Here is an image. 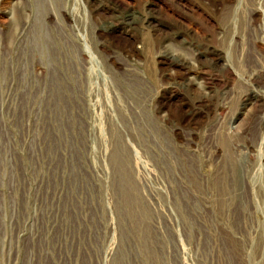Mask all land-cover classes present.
Segmentation results:
<instances>
[{
    "label": "rangeland",
    "instance_id": "rangeland-1",
    "mask_svg": "<svg viewBox=\"0 0 264 264\" xmlns=\"http://www.w3.org/2000/svg\"><path fill=\"white\" fill-rule=\"evenodd\" d=\"M256 93L264 0H0V264H264Z\"/></svg>",
    "mask_w": 264,
    "mask_h": 264
},
{
    "label": "bare ground",
    "instance_id": "bare-ground-1",
    "mask_svg": "<svg viewBox=\"0 0 264 264\" xmlns=\"http://www.w3.org/2000/svg\"><path fill=\"white\" fill-rule=\"evenodd\" d=\"M217 57H219V55L216 54ZM255 101H263L264 100V96L262 95H258L257 93L255 94ZM255 103V102H254Z\"/></svg>",
    "mask_w": 264,
    "mask_h": 264
}]
</instances>
